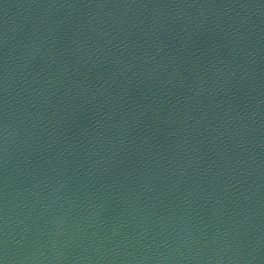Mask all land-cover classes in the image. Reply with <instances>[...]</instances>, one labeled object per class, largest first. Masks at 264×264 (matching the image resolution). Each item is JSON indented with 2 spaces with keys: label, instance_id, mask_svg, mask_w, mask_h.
Listing matches in <instances>:
<instances>
[{
  "label": "water",
  "instance_id": "water-1",
  "mask_svg": "<svg viewBox=\"0 0 264 264\" xmlns=\"http://www.w3.org/2000/svg\"><path fill=\"white\" fill-rule=\"evenodd\" d=\"M0 264H264V0H0Z\"/></svg>",
  "mask_w": 264,
  "mask_h": 264
}]
</instances>
